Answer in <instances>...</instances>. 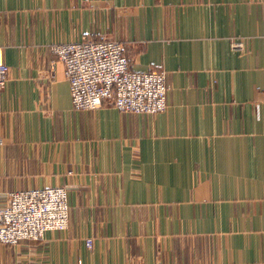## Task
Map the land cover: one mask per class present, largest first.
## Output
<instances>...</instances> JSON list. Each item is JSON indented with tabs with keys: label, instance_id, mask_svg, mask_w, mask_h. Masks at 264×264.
Wrapping results in <instances>:
<instances>
[{
	"label": "crops",
	"instance_id": "obj_1",
	"mask_svg": "<svg viewBox=\"0 0 264 264\" xmlns=\"http://www.w3.org/2000/svg\"><path fill=\"white\" fill-rule=\"evenodd\" d=\"M85 38L166 71L168 109H75L51 47ZM0 56V206L58 186L71 205L0 264H264V0H0Z\"/></svg>",
	"mask_w": 264,
	"mask_h": 264
},
{
	"label": "built area",
	"instance_id": "obj_2",
	"mask_svg": "<svg viewBox=\"0 0 264 264\" xmlns=\"http://www.w3.org/2000/svg\"><path fill=\"white\" fill-rule=\"evenodd\" d=\"M64 63L73 106L94 110L104 104L121 112L157 114L169 107L168 76L163 70L132 69L125 43L115 39L85 38L52 45ZM10 67L0 56V108ZM69 190L64 186L10 192L0 206V245L40 241L49 231L70 225ZM89 247L93 239L87 240Z\"/></svg>",
	"mask_w": 264,
	"mask_h": 264
},
{
	"label": "rangeland",
	"instance_id": "obj_3",
	"mask_svg": "<svg viewBox=\"0 0 264 264\" xmlns=\"http://www.w3.org/2000/svg\"><path fill=\"white\" fill-rule=\"evenodd\" d=\"M233 48L234 49H241L243 46H244V44H243V42H241V41H234L233 43ZM15 191V190H14ZM12 192V191H11ZM10 194V193H9ZM6 205V204H5Z\"/></svg>",
	"mask_w": 264,
	"mask_h": 264
}]
</instances>
